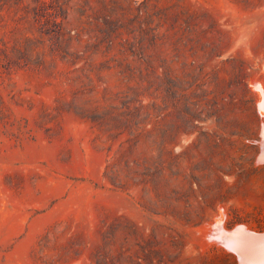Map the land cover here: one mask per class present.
I'll use <instances>...</instances> for the list:
<instances>
[{"label": "rangeland", "instance_id": "374dc122", "mask_svg": "<svg viewBox=\"0 0 264 264\" xmlns=\"http://www.w3.org/2000/svg\"><path fill=\"white\" fill-rule=\"evenodd\" d=\"M152 5L149 27L109 22L97 0H0V264H241L226 236L264 237V0ZM142 37L147 49L129 46ZM146 57L164 109L171 77L199 91L196 127L174 115L171 152L136 157L160 180L128 168L130 132H102L93 113L128 82L121 62L146 70Z\"/></svg>", "mask_w": 264, "mask_h": 264}, {"label": "trees", "instance_id": "16d2710c", "mask_svg": "<svg viewBox=\"0 0 264 264\" xmlns=\"http://www.w3.org/2000/svg\"><path fill=\"white\" fill-rule=\"evenodd\" d=\"M101 1L102 0H97V3L102 5L101 9L98 10V14H110L108 11L114 14H110L114 19H110L111 21L109 22L115 20L120 22L118 15H122L126 19L135 22L142 21V24H147L151 27L162 15L159 10L153 9L152 2L154 0H145L142 10L133 7V3H135L136 0H126L127 5L125 2L121 4L127 6V9L123 11L124 14H119L117 8H109ZM128 1L131 3H128ZM153 31L155 30H150L149 28V36L156 38ZM115 34L117 33L108 34L107 39L112 42L110 45L115 44L112 39ZM148 37H142L141 41H130L128 42L129 46H139V49L143 51L148 47L146 44V39ZM153 44H156V40H154ZM145 62L149 64V69L145 70L140 61L134 64L133 61L127 59L123 60L121 62V75L124 76L128 82L123 84L124 81H122L114 87L108 84L109 88L105 89L106 95L103 96V100L98 99L95 101L96 105L93 113L100 114V117L96 118V121L101 124L100 129L102 132L109 133L111 136L112 133H116L115 136H117L130 132L128 147L123 151L124 157L129 156L127 167L140 169L137 166H143L146 163L148 168H144V166L141 167L144 169V176L151 180H160L161 174H156L158 172L155 170L158 168L154 166V163L151 164V161L144 160L143 158L137 159L136 157L140 153L145 156L149 150H154L153 148L157 147H159V151L164 148L171 152L169 147L172 140L175 139L174 130L178 127L177 124L173 122L174 115L180 117L179 119L183 124L184 131H187L186 129L188 127H196L198 118L195 114L200 108H195V105L191 102V96L194 95V93L198 95L199 91L196 90L193 93V91L190 92L191 89L189 88L180 89L176 86V80L171 77L168 83L170 102L166 103L167 108L164 109V107H162L161 75L156 69L153 59L151 61L146 57ZM146 82L148 85H146ZM124 89H129L130 93L124 92ZM146 93H150L152 97V101L149 104L143 103V98ZM107 96H109V98L113 97V99H110V104H107L108 100L105 99ZM122 98H125L124 102L121 100ZM167 111L168 113L163 116V113ZM109 120L110 123L106 125ZM164 123L166 124V128ZM115 162L116 160H114V163ZM131 163L137 166L133 167L130 165ZM109 173V171L106 173L108 177Z\"/></svg>", "mask_w": 264, "mask_h": 264}, {"label": "bare ground", "instance_id": "6f19581e", "mask_svg": "<svg viewBox=\"0 0 264 264\" xmlns=\"http://www.w3.org/2000/svg\"><path fill=\"white\" fill-rule=\"evenodd\" d=\"M259 86L258 89L262 87ZM260 107L263 110L262 112H264V96H262ZM219 222L222 223L221 221ZM219 233L217 235H219ZM226 233L228 232L226 231ZM224 236H226V234ZM222 237L221 239L224 238ZM226 237L227 239H225V241L228 240L226 243H228L234 250H236L239 256L241 257V261H242L241 264H264V237L256 236L253 233L247 231V229L246 230L243 229L241 226L240 228L238 226V229H236L234 233H232L231 235H227ZM217 239L218 238H216V240Z\"/></svg>", "mask_w": 264, "mask_h": 264}]
</instances>
